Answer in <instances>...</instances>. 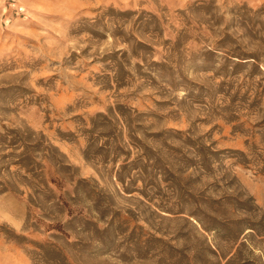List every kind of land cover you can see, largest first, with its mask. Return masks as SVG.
Returning a JSON list of instances; mask_svg holds the SVG:
<instances>
[{"label":"rangeland","instance_id":"1","mask_svg":"<svg viewBox=\"0 0 264 264\" xmlns=\"http://www.w3.org/2000/svg\"><path fill=\"white\" fill-rule=\"evenodd\" d=\"M264 264V0H0V264Z\"/></svg>","mask_w":264,"mask_h":264},{"label":"trees","instance_id":"2","mask_svg":"<svg viewBox=\"0 0 264 264\" xmlns=\"http://www.w3.org/2000/svg\"><path fill=\"white\" fill-rule=\"evenodd\" d=\"M40 249V256L50 261V263L52 262L51 264H71L63 252L55 247L46 248L42 246Z\"/></svg>","mask_w":264,"mask_h":264}]
</instances>
